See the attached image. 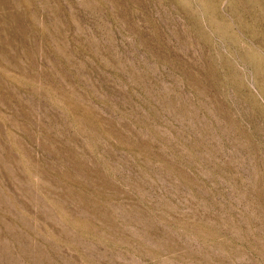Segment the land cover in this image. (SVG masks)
<instances>
[{"label":"rangeland","instance_id":"rangeland-1","mask_svg":"<svg viewBox=\"0 0 264 264\" xmlns=\"http://www.w3.org/2000/svg\"><path fill=\"white\" fill-rule=\"evenodd\" d=\"M0 264H264V0H0Z\"/></svg>","mask_w":264,"mask_h":264}]
</instances>
